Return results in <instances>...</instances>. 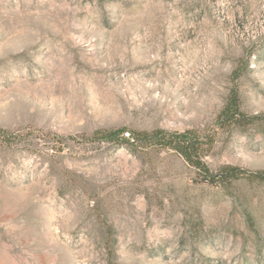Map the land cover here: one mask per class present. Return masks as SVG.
<instances>
[{
  "label": "rangeland",
  "instance_id": "1",
  "mask_svg": "<svg viewBox=\"0 0 264 264\" xmlns=\"http://www.w3.org/2000/svg\"><path fill=\"white\" fill-rule=\"evenodd\" d=\"M233 93L253 120L218 128ZM118 129L263 171L264 0H0V264H264V182Z\"/></svg>",
  "mask_w": 264,
  "mask_h": 264
},
{
  "label": "trees",
  "instance_id": "2",
  "mask_svg": "<svg viewBox=\"0 0 264 264\" xmlns=\"http://www.w3.org/2000/svg\"><path fill=\"white\" fill-rule=\"evenodd\" d=\"M247 115L241 112L237 95L233 93L217 120L218 128L229 129L252 122ZM5 140L10 133L0 130V137ZM92 140L103 142H125L143 148L165 149L176 152L188 165L198 171L210 182L218 181L224 185H231L234 181L247 178L249 180L264 182V170L252 172L247 169L227 166L219 173H213L205 161L206 153L211 150L215 143L213 134H203L198 130H188L182 133L169 132L162 129L153 131H133L124 135L123 129L97 131ZM131 143V144H132Z\"/></svg>",
  "mask_w": 264,
  "mask_h": 264
}]
</instances>
